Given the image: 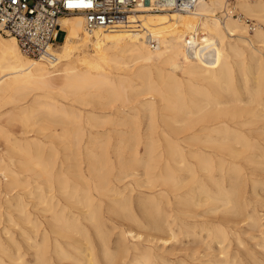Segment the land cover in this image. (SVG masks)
<instances>
[{"label": "bare ground", "instance_id": "1", "mask_svg": "<svg viewBox=\"0 0 264 264\" xmlns=\"http://www.w3.org/2000/svg\"><path fill=\"white\" fill-rule=\"evenodd\" d=\"M225 2L200 0L188 11L145 4L128 17L125 25L110 30L87 31L82 14L65 15L58 20L65 32L62 43L48 46L45 53L33 58L21 52L13 35L0 32V108L11 105L7 113L12 120L26 123L29 118L42 115L36 131L43 133L52 125L59 126V131L47 137L57 139L64 150L77 151L82 147L88 151L86 172L77 162L73 163V172H67L57 161L53 143L48 147L37 139L23 143L10 137L0 126V138L8 147L6 155L0 154V171L7 183H17L18 174L9 168L10 164L35 171L37 177L33 205L44 214L47 227L30 217L25 204L19 202L16 206L20 221L30 224L32 229V235L24 229L21 233L33 249V264H158L150 247L142 249L138 243L129 244V239H144L142 231H147L144 240L169 243L181 232V227H173L176 219L170 212L164 213L165 227L127 226L128 230H119L115 242L110 240V230L100 227L97 210L101 203L96 207L98 201L93 192L114 196H120V192L110 186L106 150L102 149L103 153L96 156L90 149L96 145L98 136L91 132L87 135L84 130L82 109L78 105L86 106L85 95L104 94L103 104L110 110H114L111 102L120 103L122 109L114 111L123 114L117 119L118 124L129 129L127 140L135 147L143 143L144 158L134 159L143 164L141 183L150 190L157 182L164 186L158 195L167 205L171 193L177 205L181 201L176 193L183 184L178 171L190 172L191 180L203 173L217 187L213 192L199 184L204 199L218 200L223 194L225 203H229L233 195L225 191L222 180H214V171L219 172L220 178L238 179L242 175L241 166L228 158L245 157L248 150L259 151L258 157L264 162V0H234L235 7L242 12L239 13L257 20L252 31L240 16L222 11ZM233 65L237 67V75ZM248 74L253 75L252 89L245 83ZM240 88L248 94V108L239 105L236 96ZM138 96L144 98L136 103ZM257 109L261 115H257ZM140 112H145L146 117L143 135L135 120ZM158 112L162 114V126L156 120ZM113 114L98 118L89 111V119H102L101 124L113 123ZM194 146H198L195 151H187V147ZM188 157L195 160V165ZM162 159L164 165L158 169ZM27 185L28 180L19 181L20 187ZM56 194L83 209L84 217L71 213ZM149 199L155 201L156 197L150 195ZM128 204L125 200L112 205ZM81 218L93 227L82 223ZM133 223L139 224L136 220ZM222 232L218 231L219 237L225 239ZM1 233L0 229V264H4L1 254L11 262L25 264L19 254L12 259ZM261 242L264 247V237Z\"/></svg>", "mask_w": 264, "mask_h": 264}, {"label": "rangeland", "instance_id": "2", "mask_svg": "<svg viewBox=\"0 0 264 264\" xmlns=\"http://www.w3.org/2000/svg\"><path fill=\"white\" fill-rule=\"evenodd\" d=\"M226 3L227 0L225 5ZM233 3L235 4L234 1ZM238 11L241 12L239 9ZM219 14H223V12L218 13V15ZM70 15L72 14H69L68 16ZM251 19L255 20L257 23L256 19ZM63 35L64 33L62 31L58 32L55 41L57 46L62 43ZM233 72L237 75V67L235 65H233ZM250 75L251 74H248L245 83L249 89H252L254 87V79L253 75ZM237 94L236 97L240 100L239 105H243V108H248L249 105L246 104L249 100L248 94L241 88ZM103 95L102 93H100V96L85 95L83 99L87 102L86 106L77 105L82 109V122L85 133L88 135V133L91 132L94 136L99 137H97L96 145L94 147L91 145L90 149H92V152L96 153V156H100L103 153L102 149L106 150V166L110 186L115 187L120 192V196L107 194L97 195L93 192L95 197L94 199L98 201L95 203L96 207L101 203L100 209L97 210L100 227H106L107 230H110V240L115 242L118 239V232L121 228L128 230V227H165L164 213L170 212V214L176 219L173 227H181V232L175 239L168 240L169 243H167V241L163 243L161 240L157 239L156 241L155 239L152 243L151 241L144 240L146 238L145 234L148 232L142 231V237L144 239L132 241L128 238L129 244L131 242L138 243L142 249L150 247L152 252L157 257L156 262L158 264H264V255H262L264 254V247L261 242V238L264 237V162H262L260 156L258 157L260 152L256 150H248L245 152V157L241 156L234 160L227 157L232 163L235 162L239 165V167L241 166L240 175H242L238 179L234 177L220 178L219 172L214 171V180L217 182H219V180L223 181L222 185L225 191H227L229 195H233L232 202L230 201L229 203H225L226 199L223 194L219 195L221 200L219 198L218 200H211L206 197L204 199V194L201 193V187L199 184L214 192L217 190L214 182L206 180L203 173H198V177L195 176V180H191V173L181 170L177 173L179 178L183 180V184L176 192L177 194H180L181 201L177 205L174 194L171 193L169 195L170 203L167 205L165 199L158 195L159 191L162 188H165L164 186H161L160 183L157 182L155 183L156 187L150 190L146 186L144 187L142 185L141 182L144 179L143 164L137 163L134 159L137 158L142 160L144 158L143 143H139L135 147L131 140H127L130 137L129 129L126 125L118 124L117 119L122 117L123 114H121L122 112L115 114L114 111L117 108L122 109V107H120V103L118 101L111 102V108L114 110H110L103 104V102H106ZM141 98L144 97L138 96L136 103H139V100H142ZM9 108H11V105L0 108V126L6 129L7 134H9L10 137L21 139V142L23 143L27 141L33 142L34 139H37L45 143V147H48L51 142L56 148L57 161L62 163V166L68 170L67 172H73L72 169L74 168L73 166L76 162L79 163L82 170L86 172V154L88 152L86 149L81 147L77 151L64 150L62 149V145L58 143L59 141L57 139L47 137L49 133L57 130L59 131V126L52 125L43 133H39L36 130L39 127V121L43 119L42 115L29 118L28 123L24 120L15 121L12 120V117L7 113ZM123 109L125 111L127 108L124 107ZM89 111H92V113L98 116V118L103 117L108 113H114L112 116L113 123L104 122L101 124L100 122L102 119H98L96 121L91 120L89 119ZM255 112L257 115L262 114L259 109L255 110ZM129 114H132V111H130ZM161 115L162 114L158 112L156 120L159 125L162 126ZM128 118L129 117L126 116L125 119L129 120ZM145 118V112H140L135 117V120L139 122V130L142 135L145 132ZM31 119H33V121ZM32 122L35 126H33ZM89 123L96 126L90 127ZM1 141L2 139L0 138V142ZM197 147L198 146L187 147L186 149L187 151L193 152L197 149ZM73 151L76 153V156H73ZM6 152H8V147L2 141L0 143V154L4 156L6 155ZM187 159L190 163L195 165V160L193 158L188 157ZM163 165L164 159L159 161L158 169L162 168ZM8 166L11 170L18 174L16 175L18 184L12 182L7 183V179L3 177V174L0 171V229L2 231L1 236L3 245L7 249L6 251L10 252L12 259L14 257L16 258L19 254L23 257L22 260L25 264H33V249L28 246L29 244L25 241L24 235L21 233V230L24 229L28 235H32V229L30 228V224L20 221V216L16 210V206L19 202L25 204V208L31 214L30 217L32 219L36 218L37 221H41L42 227H47L45 224L46 219L44 218V214H41L37 210L38 207H34L33 205L36 202V199L34 198V187L36 185L37 177L35 176V171H25V169L12 164ZM227 167L231 168V165H228ZM227 174H231V171H228ZM26 180H28V185L24 188L20 187L19 181ZM188 189H191V191H188ZM30 191L32 194H30ZM150 195H155L156 200L151 201L149 199ZM56 196L60 199V202L64 204L69 211H71V213L80 214L84 217V215H82L83 209H80L77 205L68 202L57 194ZM202 199L203 201H201ZM125 200L129 202L128 205L122 207L113 206L115 203ZM198 200H200V202ZM243 208L245 210H243ZM172 218L173 217H169V220H172ZM6 219L9 220V222L6 221ZM133 220H136L139 224L135 225ZM81 221L84 224L88 223V221H85L82 218ZM154 223H156L157 226ZM87 225L88 227H93L89 226V224ZM3 231H5V234ZM218 231H223L222 233L225 234V239H221V237H219L220 235L218 234ZM247 231L248 233H246ZM114 246L115 245L113 244V247ZM17 248H19V251H17ZM1 256L4 264H18L14 260L11 262V259L6 255L1 254ZM161 260H164V262Z\"/></svg>", "mask_w": 264, "mask_h": 264}, {"label": "built area", "instance_id": "3", "mask_svg": "<svg viewBox=\"0 0 264 264\" xmlns=\"http://www.w3.org/2000/svg\"><path fill=\"white\" fill-rule=\"evenodd\" d=\"M200 0H0V32L13 35L22 53L39 57L48 46H55L60 28L59 18L69 14H82L87 31L116 29L127 23L128 17L145 4L154 8L169 7L188 11ZM227 0L223 12L240 16L249 31L255 20L244 17ZM63 35V38H64ZM63 40V39H62ZM154 44L151 41V45ZM191 44V42H188Z\"/></svg>", "mask_w": 264, "mask_h": 264}]
</instances>
